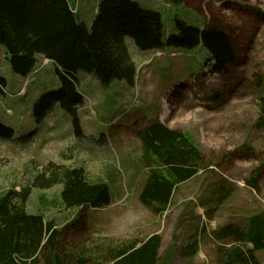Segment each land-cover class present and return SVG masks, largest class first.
Segmentation results:
<instances>
[{
  "label": "rangeland",
  "instance_id": "1",
  "mask_svg": "<svg viewBox=\"0 0 264 264\" xmlns=\"http://www.w3.org/2000/svg\"><path fill=\"white\" fill-rule=\"evenodd\" d=\"M69 1L76 10L80 7L78 19L90 29L100 0ZM133 1L161 14L165 39L178 33L176 19L200 29L213 25L226 31L237 51L235 61L217 74L206 61L210 53L203 45L143 52L128 37L125 44L141 70L138 87L114 81L105 88L93 75L80 71L78 89L85 103L78 110L82 129L78 136L73 118L59 104L41 123L33 116L36 101L61 87L56 66L35 68L27 80L14 73L0 45V76L7 82L6 88H0V120L13 129L15 138L34 132L28 144L0 140V194L27 185L45 167H83L91 182L109 185L113 204L104 209H66L60 199L63 187L58 185L34 189L26 206L28 213L43 214L56 223L61 248L57 252L65 264L73 257L72 263L80 264L79 256L85 264H105L110 247L140 243L153 234L162 238L160 264H228L225 253L237 245L219 242L214 232L242 225L246 216L264 208V131L256 127L264 96V0H188L177 5L165 0ZM153 124L191 138L204 167L212 171L201 170L181 184L162 215L140 201L149 174L141 134ZM258 173L255 191L248 182ZM204 182L202 191L225 184L232 198L212 219L205 218L202 209H193L180 225L185 208L192 206ZM194 223L199 230L205 227V236L196 257L185 260L178 256L184 242L181 235ZM84 224L88 236L80 234ZM86 236L89 242L84 241ZM257 262L264 264V253Z\"/></svg>",
  "mask_w": 264,
  "mask_h": 264
},
{
  "label": "trees",
  "instance_id": "2",
  "mask_svg": "<svg viewBox=\"0 0 264 264\" xmlns=\"http://www.w3.org/2000/svg\"><path fill=\"white\" fill-rule=\"evenodd\" d=\"M165 1L177 5L188 0ZM73 8L69 0H0V45L6 50L14 73L23 77L35 70L39 56L56 66L61 87L36 101L33 116L41 123L59 104L73 118L78 136L82 135L78 110L85 103L78 89L79 72L93 75L105 88L114 81L134 85L137 67L125 44L128 37L140 51L166 47L192 50L203 45L210 53L212 71L217 74L224 73L236 58L237 51L226 31L213 25L200 29L176 19L178 33L165 39L161 14L144 9L133 0H100L90 29L78 19ZM6 85V79L0 76V88ZM259 107L256 127L264 131V96ZM33 135L34 132L15 138L13 129L0 120L2 141L28 144ZM141 136L142 158L149 174L140 201L162 215L169 210L181 184L196 178L201 170L212 171L204 167V159L192 139L179 130L158 124ZM256 175L248 182L255 191L260 178L259 173ZM28 182L0 194V264H65L64 256L57 252L61 248L56 223L43 214L27 211L33 190L62 185L60 199L64 208L84 210L104 209L113 204L110 187L104 182H91L83 167L62 165L45 167ZM202 186L197 200L185 208L180 225L193 209H202L205 218L212 219L233 195L225 184L213 186L207 192L205 182ZM197 225L186 228L181 235L184 242L178 256L182 259H193L199 253L205 227L199 230ZM82 228L85 230V224ZM214 234L219 242L237 245L225 253L228 264H258L255 252L264 249V208L245 218L242 225H227ZM242 245L251 248L244 249ZM161 246V236L154 234L140 243L110 249L105 264H160ZM69 259V264H73L75 258ZM76 259L85 264L81 256Z\"/></svg>",
  "mask_w": 264,
  "mask_h": 264
},
{
  "label": "crops",
  "instance_id": "3",
  "mask_svg": "<svg viewBox=\"0 0 264 264\" xmlns=\"http://www.w3.org/2000/svg\"><path fill=\"white\" fill-rule=\"evenodd\" d=\"M39 59H42V57H40ZM247 217H249V216H246L245 218H247ZM87 229H88V228H87ZM87 229H86V230H83V231H80V234H87V236L90 235V232H88ZM76 231H77V230H76ZM75 233H76V232H75ZM153 235H154V234H153ZM87 236L84 238V241L89 242ZM151 236H152V235H151ZM151 236H150V237H151ZM248 248H251V246H248ZM110 249H112V247H110ZM261 253H264V252H262V251H257V252L255 253V256L258 258V255L261 254ZM164 264H166V261L164 262Z\"/></svg>",
  "mask_w": 264,
  "mask_h": 264
}]
</instances>
